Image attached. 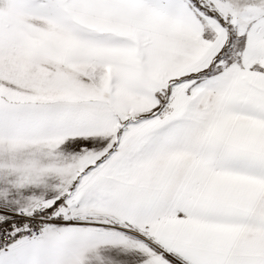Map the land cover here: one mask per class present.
Listing matches in <instances>:
<instances>
[{
    "label": "snow or ice",
    "instance_id": "obj_1",
    "mask_svg": "<svg viewBox=\"0 0 264 264\" xmlns=\"http://www.w3.org/2000/svg\"><path fill=\"white\" fill-rule=\"evenodd\" d=\"M0 264H264V0H0Z\"/></svg>",
    "mask_w": 264,
    "mask_h": 264
}]
</instances>
